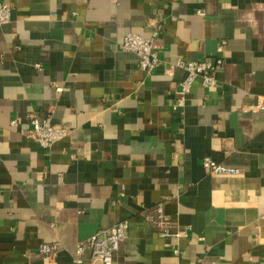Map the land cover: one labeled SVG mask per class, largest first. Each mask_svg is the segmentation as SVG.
I'll use <instances>...</instances> for the list:
<instances>
[{
    "label": "crops",
    "instance_id": "1",
    "mask_svg": "<svg viewBox=\"0 0 264 264\" xmlns=\"http://www.w3.org/2000/svg\"><path fill=\"white\" fill-rule=\"evenodd\" d=\"M0 1L11 6L0 25V264H75L78 242L124 220L114 264H264V110H250L264 97V0ZM157 25L159 66L146 74L119 45ZM218 58L216 86L196 78L173 109L186 77L175 63ZM31 117L67 137L44 149L25 136ZM204 158L239 173L206 172ZM159 204L187 237L151 227ZM47 243L53 256L39 252Z\"/></svg>",
    "mask_w": 264,
    "mask_h": 264
},
{
    "label": "built area",
    "instance_id": "2",
    "mask_svg": "<svg viewBox=\"0 0 264 264\" xmlns=\"http://www.w3.org/2000/svg\"><path fill=\"white\" fill-rule=\"evenodd\" d=\"M11 6L9 3L0 1V25L10 21ZM203 14V12H199ZM161 28L157 25L149 37H143L134 33H127L119 47L123 51L134 53L138 57V66L141 71L151 74L159 66L156 42L160 36ZM225 42L218 47V52H222ZM223 59L218 58L214 62H184L177 61L175 67L185 70L186 77L179 84L175 92V102L173 109H181L185 105L187 95L190 93L193 82L200 77L203 86L213 88L216 86L215 71L223 66ZM57 92H61V87H56ZM251 111L264 110V97H257L250 106ZM16 119L10 121L12 127L17 126ZM30 129L25 133L28 139L38 142L44 149L51 148L55 143L67 137L68 132L64 128L55 126L45 119L36 117L29 118ZM202 167L206 172L215 175H236L239 170L219 164L209 158H204ZM147 220L151 227L156 230L161 238L169 239L177 243L181 238L187 237L189 230L176 226L173 221L166 216L163 206L156 205L149 212ZM128 222L121 221L115 223L107 229H102L84 241L78 242L74 247L75 264H114V254L118 251L120 244L127 238ZM59 250L57 243L42 244L39 252L45 256H53ZM172 253L179 255V248H173Z\"/></svg>",
    "mask_w": 264,
    "mask_h": 264
}]
</instances>
